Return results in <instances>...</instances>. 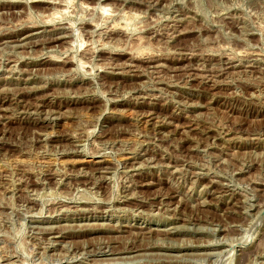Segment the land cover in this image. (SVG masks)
Segmentation results:
<instances>
[{
    "label": "rangeland",
    "instance_id": "rangeland-1",
    "mask_svg": "<svg viewBox=\"0 0 264 264\" xmlns=\"http://www.w3.org/2000/svg\"><path fill=\"white\" fill-rule=\"evenodd\" d=\"M107 263L264 264V0H0V264Z\"/></svg>",
    "mask_w": 264,
    "mask_h": 264
},
{
    "label": "bare ground",
    "instance_id": "bare-ground-1",
    "mask_svg": "<svg viewBox=\"0 0 264 264\" xmlns=\"http://www.w3.org/2000/svg\"><path fill=\"white\" fill-rule=\"evenodd\" d=\"M33 1V0H32ZM111 14V13H110ZM54 15V14H53ZM53 15H51V16H53ZM104 15V14H103ZM50 16V17H51ZM55 17V16H54ZM57 17V16H56ZM52 19V18H51ZM50 20V19H49ZM53 21V20H52ZM125 21V20H124ZM126 28V27H125ZM63 32V31H62ZM61 33V32H60ZM66 33V32H65ZM67 34V33H66ZM66 36V35H65ZM63 37V36H62ZM73 59V58H72ZM82 62V61H81ZM229 68V67H228ZM101 69V68H100ZM93 263V262H92ZM108 264V263H107ZM110 264V263H109ZM112 264V263H111Z\"/></svg>",
    "mask_w": 264,
    "mask_h": 264
}]
</instances>
